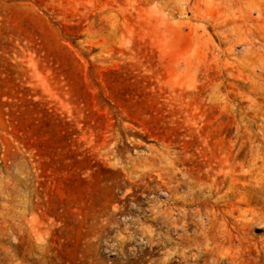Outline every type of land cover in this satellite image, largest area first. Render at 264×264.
<instances>
[{
	"label": "rangeland",
	"instance_id": "374dc122",
	"mask_svg": "<svg viewBox=\"0 0 264 264\" xmlns=\"http://www.w3.org/2000/svg\"><path fill=\"white\" fill-rule=\"evenodd\" d=\"M0 264H264V0H0Z\"/></svg>",
	"mask_w": 264,
	"mask_h": 264
},
{
	"label": "bare ground",
	"instance_id": "6f19581e",
	"mask_svg": "<svg viewBox=\"0 0 264 264\" xmlns=\"http://www.w3.org/2000/svg\"><path fill=\"white\" fill-rule=\"evenodd\" d=\"M197 199V198H196ZM208 251V250H207Z\"/></svg>",
	"mask_w": 264,
	"mask_h": 264
}]
</instances>
